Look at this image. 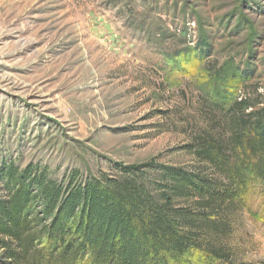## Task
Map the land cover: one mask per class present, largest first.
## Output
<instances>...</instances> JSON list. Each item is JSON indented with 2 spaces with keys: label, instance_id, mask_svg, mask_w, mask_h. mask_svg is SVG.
I'll return each mask as SVG.
<instances>
[{
  "label": "rangeland",
  "instance_id": "1",
  "mask_svg": "<svg viewBox=\"0 0 264 264\" xmlns=\"http://www.w3.org/2000/svg\"><path fill=\"white\" fill-rule=\"evenodd\" d=\"M240 98L264 107V0H0V195L12 163L58 179L194 167L184 146L223 119L211 104ZM232 219L221 240L264 264L262 183ZM170 264L220 263L195 250Z\"/></svg>",
  "mask_w": 264,
  "mask_h": 264
},
{
  "label": "trees",
  "instance_id": "2",
  "mask_svg": "<svg viewBox=\"0 0 264 264\" xmlns=\"http://www.w3.org/2000/svg\"><path fill=\"white\" fill-rule=\"evenodd\" d=\"M211 106L223 119L184 146L191 168L112 162L58 179L33 163L5 166L0 264H170L195 250L244 264L221 239L252 183L264 185V107Z\"/></svg>",
  "mask_w": 264,
  "mask_h": 264
}]
</instances>
